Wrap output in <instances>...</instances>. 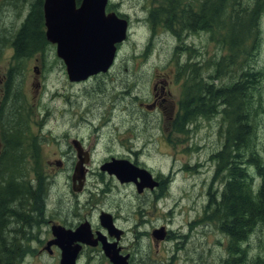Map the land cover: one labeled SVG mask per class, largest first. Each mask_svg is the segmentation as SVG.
<instances>
[{
	"label": "rangeland",
	"instance_id": "rangeland-1",
	"mask_svg": "<svg viewBox=\"0 0 264 264\" xmlns=\"http://www.w3.org/2000/svg\"><path fill=\"white\" fill-rule=\"evenodd\" d=\"M24 1L0 0V64L3 65L4 71L9 66L11 67L10 75L16 79L13 90L19 88L25 101V103L16 104V111L14 110L15 118H18L17 110H20V122L27 128L23 130L24 133L21 136L23 145L20 155L22 159L19 162L22 164V169L21 174H17L22 176V180L28 182L31 190L33 189L30 185L32 181L35 190L41 193L36 196L29 193V196H27L29 197V200L27 199L29 207L27 208L34 211V213H30L31 217L38 219L48 208L46 195L49 193L52 201L57 194L56 186L59 183H61L60 190L62 189L66 193L70 192L69 173L60 171L54 165L55 159L60 158L63 152H68L64 148L66 144L69 145L78 136L86 143L87 148L93 150L96 147V141L103 140L104 143H108L110 139H113L109 136L112 130L115 129L116 132H122V134L125 132L129 135V138L124 140L129 143L125 144L124 147L126 149L134 147L132 150L136 153L139 152L138 162L143 166L148 169L151 168L155 173L167 174L171 169L174 170V178L170 189L171 193L177 194L180 205L173 210V215H168L166 212L168 207L173 205V199H169L167 207L163 208L161 206L157 213H152L150 211L152 209L147 208L151 214L148 213L145 217L146 223L140 229L143 232L148 230L152 225L150 221L153 217V224L156 227L164 225L167 226L168 230L175 231L178 234H188V223L192 219L188 212L189 207L198 208L201 213H204L202 207L205 200L199 199L195 202L192 200L195 194L205 193L206 191V186H200L197 179L205 177L208 181L210 180V173H208L211 169L208 162L209 156L220 150L224 134L228 128L224 124L223 106L217 109L214 116L209 118L199 116L186 124L185 130H183L185 131L184 134H171L172 141L180 142L174 147L165 145L164 141H166L167 133L165 134L164 128L170 125L180 128V124L177 122V114L173 116V123H170L171 116L168 113L148 111L146 108L139 106L140 101L136 100L135 96L141 97L139 95L141 89L146 99H148L154 74L161 72V79H163L166 74L175 71V61L181 62L182 66H190H188L185 74L187 72L189 78L192 79L195 71L193 66L204 67L208 65L209 58L220 51L218 43L211 39V33H198V31L179 29L177 32H172L171 35V33L165 32L164 26L159 25V29L153 37L154 39H151V31L145 19L148 10L150 8L156 9L163 0H111L110 3L113 5V9L128 15L127 19L130 22L128 39L119 47L117 63L112 68L116 81L113 82L110 77L71 83L67 78L64 65L62 66L61 60L56 56V48L52 45L45 49L46 69L42 78L40 76L38 79L37 74L34 72V57L15 60L13 54L12 46L16 33L22 28L25 16L34 2V0ZM178 37H185L184 43L190 44L198 53H195V51L188 52L189 48L186 47H176L178 41L175 38ZM260 37L259 50L257 49L255 56L252 57L251 64L254 71L263 72V77L256 85L257 89L254 91L255 99L253 101L255 103L259 97L262 105L261 114L256 120L258 140L256 143L261 145L259 147L263 150L264 15L260 20ZM202 61L204 64H202ZM181 70H179L180 74L182 73ZM189 72L191 73L189 74ZM199 74L201 78L208 81L207 69L204 68ZM236 76L234 77L236 78ZM230 79H233V76L229 73H223L214 84L218 87L220 86L219 81L227 83L230 82ZM122 80L124 84L128 83V85L121 86ZM181 81L183 86L186 87L185 76H182ZM38 82L40 86H37ZM221 85H224V83ZM127 89H130L129 95L123 94L122 98L117 99ZM172 90L179 98L181 93L180 84L177 83L172 87ZM146 102H151V99L149 98ZM2 123V120H0V133L3 138ZM4 126L10 129L14 125L4 124ZM107 147L97 148L98 153L94 156V163L91 167L95 170V176H100L97 168L98 161L105 158L108 153L115 151L117 146L115 148ZM134 156L132 155V157ZM197 164L201 168L199 173L198 167L195 169V173H192L182 166L195 167ZM70 166L72 165L69 164L67 167ZM42 178L45 181L47 178L52 179V186L49 185L50 190L47 194L43 192L46 190L45 186L48 182L41 181ZM196 183L197 186H195ZM40 185L43 187L42 192H39ZM121 193H125L122 195L125 204L122 210L123 214L127 215L130 208L135 213L136 201L129 194L136 193L134 189H127ZM185 193H191V195L186 200H181ZM220 196L221 193H219L218 199H220ZM85 200L86 198L81 202L84 203ZM35 206L36 209L34 210ZM210 217L213 218V216ZM213 225L209 228H199L197 230L199 231L197 236L203 235L201 238L198 237L194 240L177 238L178 243L175 241V245L170 244L169 252H163V245L159 248V252H156L158 248L155 245L156 239L153 240L151 237L145 238L146 240H143L141 246L145 247L146 250H150L148 256L152 260L151 264H157L156 260L168 259L171 256L176 258L174 264H222L227 258L225 251L227 238L222 233L221 225ZM11 228L15 230L12 236H17L19 240L31 236L29 229L32 227H25L21 233L16 230L15 224ZM253 232L245 245V247L247 246L246 259L249 262L259 255H264V225L258 226ZM50 260L53 259L50 258ZM23 264H35V262L27 258Z\"/></svg>",
	"mask_w": 264,
	"mask_h": 264
},
{
	"label": "trees",
	"instance_id": "trees-1",
	"mask_svg": "<svg viewBox=\"0 0 264 264\" xmlns=\"http://www.w3.org/2000/svg\"><path fill=\"white\" fill-rule=\"evenodd\" d=\"M159 4L156 9L151 10L149 18L154 29L156 25H162L173 33L181 28L210 32L211 39L221 48L219 53L209 58L208 65L201 68L193 66L195 71L192 79L188 73H184L189 65L182 68L181 74L186 77V87L180 102L182 114L177 117L180 124L178 132H182L186 124L199 116H214L217 109L223 106L224 124L228 128L222 148L215 152L213 159L217 166L215 182L222 180L225 183L220 199L218 191L210 196L208 208L210 216H213L210 218L221 225L223 233L229 238L228 259L224 260V264H264V256L261 255L251 262L247 261L245 247L252 231L264 225V149H260L261 145L256 143V120L261 114L262 105L259 97L253 102L254 91L263 77V72L254 71L251 64L260 43V20L264 15V0H163ZM42 27V4L36 2L15 37L16 59L32 55L40 42V47L47 44ZM194 51L196 52L195 49H188V52ZM204 68L209 74L208 81L199 74ZM223 73H229L233 79L227 83L219 81L220 86L217 87L214 82ZM191 86L197 87L194 90ZM12 87L8 84L6 97L11 93L21 94L19 88L14 92ZM20 115V110H17V116ZM15 117L16 115L9 120V124L14 125L13 128L7 129L2 125L5 146L0 156V264H19L29 252L28 246L22 240L17 236L11 237L14 233L11 227L15 224L16 230L21 233L25 227L34 226L30 214L34 211L27 208V196L31 189L28 182L17 174H21L22 169L19 161L22 159L20 151L23 132L17 129L20 124ZM42 190L40 185L39 192ZM33 191L35 193L30 194H41L35 189ZM43 193H47V190Z\"/></svg>",
	"mask_w": 264,
	"mask_h": 264
},
{
	"label": "flooded vegetation",
	"instance_id": "flooded-vegetation-1",
	"mask_svg": "<svg viewBox=\"0 0 264 264\" xmlns=\"http://www.w3.org/2000/svg\"><path fill=\"white\" fill-rule=\"evenodd\" d=\"M36 2L43 5V0H36ZM111 11L112 9L109 6L107 12ZM29 13H31V11ZM12 47L14 54V42ZM40 55H43L42 58H40ZM34 61V68H36L38 79L40 76L42 78L44 70L46 69L44 52L41 51L37 53V55L34 56ZM172 73H175V76H177V71H172L161 79V72H156L150 85V93L148 94V99L150 98L152 103L146 102L148 99H146V96L140 89L139 95L141 97L137 96L138 101H140L139 106L152 112L168 113L171 118L176 114L179 115L182 113L180 102L185 87L182 81L176 80ZM10 74L11 67L9 66V68L4 71L3 65L0 64V111L5 106L3 105L5 86L8 83L14 84L16 82V79ZM110 77L113 82L116 81L112 69L108 73L95 76L88 81ZM177 83L180 84L181 91L179 98H177V94L172 90V87ZM37 84L40 85L39 82ZM122 85H128V83L124 84L122 80L121 86ZM129 93L130 89H127L122 92V96L117 97V99L122 98L123 94L128 96ZM11 107L15 109L16 104H11ZM127 109L129 111V106ZM26 129V127H20V130ZM178 131L179 128L172 126L164 128V132L165 134L167 133V135L168 133H179ZM167 135L166 141H164L165 145L176 147L180 143L167 141ZM109 137L113 139H110L108 143H104L103 140L96 141V147L92 150L87 148L86 143L77 136L74 140L78 141V143L72 141L69 145L66 144L64 148L67 149L68 152L62 151L63 153L60 158L54 160V165L59 168L60 171H67L69 173L70 192L66 193L63 192L62 189L60 190L61 183H59L56 186L57 194L53 197L52 201L49 193L46 195L47 197L45 196L46 202L49 205L48 208L45 209L38 219L32 218L34 226L29 230L31 232V238L28 240L34 252L29 254L28 258L35 262V264H65L62 263V261L65 260V256L69 258L74 257L72 260L73 264H151L152 260L148 256L150 250H146L141 244L145 238L153 237L152 232L154 230L165 228V231H162V237L160 236V238L156 239L155 245L158 247L156 252H159V248L162 245L164 247L163 252H169L168 248L170 247H167V245H175V238H185L188 240L198 239V237L201 238V236H203H197V232L199 233L197 230L199 228H209L210 226H214L213 224H217L209 220L210 210L208 208L211 194L214 195V193L218 191L215 182L217 166L213 159L215 152L212 153L208 159L211 166V169L208 171V173H210V180L208 181L205 177L197 179V182H200V186H206V191L205 193L195 194L192 200L193 202L199 199L205 200L202 207L204 213H201L198 208L189 207L188 212L192 219L188 223V234H178L175 231L168 230L167 226L164 225L156 227L153 225V217L150 221L152 222V226L143 232L140 227L145 225V217H147L148 213H157L161 206H163V208L167 207L169 199H173V205L168 207L166 211L168 215H173V210L180 205L177 194L171 193L170 189L174 178V170L171 169L167 174L162 172L155 173L154 179L157 185L154 188H145L141 193H132L136 200V212L134 213L130 208L127 215L123 214L122 210L125 204L122 197H120V199H115V197L125 194L121 192H124L128 188L133 187L136 189L135 182L123 183L114 175H110L107 170H103V166L113 160H127L139 165V153L132 150L134 147H128L127 149L124 147L125 144L129 143L124 141L129 138V135L125 134V132L122 134V132H116L115 129H113ZM77 145L81 146L79 151ZM98 147H116L115 151L108 153L105 158H101L98 161L97 168L99 169V177L97 175L95 176V170L91 168V163H94V156L98 153ZM3 148L4 144L0 133V154ZM132 155L135 156L132 157ZM80 161L85 164L87 170L86 181H84L82 185L79 182L76 184L73 183V176ZM50 164L51 162L49 165ZM69 164L72 166L68 168L67 166ZM182 166L189 172L195 173V169L199 164L195 167L189 165ZM199 172H201V168L198 167V173ZM30 185L34 186L33 182H31ZM79 185L81 189L80 193L75 190ZM197 185L196 183L195 186ZM30 193L34 192L31 191ZM190 195L191 193L183 194L181 200H186ZM80 196H82L83 199L86 198L84 203L81 202ZM147 208L152 209L150 210L151 212ZM102 213L108 215L107 225H105L104 221L101 219L100 215ZM79 228H83L84 230L82 232H77ZM13 231L15 232L14 229ZM223 234L226 236L225 233ZM226 238V242H228V236H226ZM78 239L86 242H82ZM152 239L155 240L154 238ZM129 241H131V243H129ZM50 258L53 260L51 261ZM174 262H176L175 256H171L168 259L162 258L156 260L157 264H174Z\"/></svg>",
	"mask_w": 264,
	"mask_h": 264
},
{
	"label": "water",
	"instance_id": "water-1",
	"mask_svg": "<svg viewBox=\"0 0 264 264\" xmlns=\"http://www.w3.org/2000/svg\"><path fill=\"white\" fill-rule=\"evenodd\" d=\"M108 0H45L46 36L57 45V55L67 68L70 82H81L99 73H105L114 63L117 44L127 38L128 23L115 14L106 15ZM116 174L121 182L140 177L152 185L150 175L136 170L127 162H113L103 167ZM80 175L77 170L74 178ZM81 231V230H80ZM67 261L72 263L69 257Z\"/></svg>",
	"mask_w": 264,
	"mask_h": 264
},
{
	"label": "bare ground",
	"instance_id": "bare-ground-1",
	"mask_svg": "<svg viewBox=\"0 0 264 264\" xmlns=\"http://www.w3.org/2000/svg\"><path fill=\"white\" fill-rule=\"evenodd\" d=\"M258 1V0H257ZM205 2V1H204ZM214 3V2H213ZM259 4V3H258ZM262 5V4H261ZM150 6V5H149ZM145 8V7H144ZM263 9V8H262ZM141 10V9H140ZM153 10V9H152ZM165 11V10H164ZM154 12H156V11H154ZM263 12V11H262ZM182 14V13H181ZM256 14V13H255ZM156 15V14H155ZM183 15V14H182ZM128 16V15H127ZM166 16V15H165ZM171 16V15H170ZM258 16V15H257ZM181 17V16H180ZM259 18V17H258ZM183 20V19H182ZM151 21V20H150ZM257 26V25H256ZM185 28V27H184ZM236 28V27H235ZM182 29V28H181ZM227 30V29H226ZM184 31V30H183ZM205 31H206V29H205ZM255 32V31H254ZM230 33V32H229ZM248 33V32H247ZM255 34V33H254ZM156 35V34H155ZM237 35V34H236ZM249 37V36H248ZM251 37V36H250ZM252 38V37H251ZM154 39V38H153ZM255 40V39H254ZM258 40V39H257ZM257 45V44H256ZM147 47V46H146ZM178 50V49H177ZM259 50V49H258ZM176 53V52H175ZM179 53V52H178ZM196 53V52H195ZM198 53V52H197ZM200 59V58H199ZM204 60V59H203ZM237 61V60H236ZM203 62V61H202ZM201 62V63H202ZM170 64V63H169ZM202 64H204V62L202 63ZM182 67H184V66H182ZM200 67H202V66H200ZM182 69V68H181ZM185 69V68H184ZM182 71V70H181ZM190 71V70H189ZM185 73V72H184ZM187 73V72H186ZM191 72H189V74H190ZM191 76V75H190ZM104 77V76H103ZM213 82V81H212ZM215 83V82H214ZM196 85H198V84H196ZM201 85H199V87H200ZM192 88H194V90H195V87H197V86H191ZM198 87V88H199ZM201 87H203V86H201ZM13 88V87H12ZM198 88H196L197 90H198ZM196 90V91H197ZM192 92H193V90H192ZM195 92V91H194ZM193 92V93H194ZM199 92V91H198ZM193 93H192V95H193ZM191 98V97H190ZM135 101V100H134ZM146 103V102H145ZM152 103V102H151ZM205 107H207V106H205ZM220 109V108H219ZM262 110V109H261ZM264 110V109H263ZM257 113V112H256ZM30 114V113H29ZM258 114V113H257ZM256 115V114H255ZM234 117H236V116H234ZM256 117H257V115H256ZM186 126V125H185ZM183 127V126H182ZM183 128H185V127H183ZM256 128V127H255ZM180 129V128H179ZM185 130V129H184ZM226 130V129H225ZM187 131V130H186ZM189 131V130H188ZM184 133H185V131H183ZM250 132V131H249ZM249 134H251V133H249ZM189 135V134H188ZM222 136V135H221ZM248 136H250V135H248ZM248 138V137H247ZM251 139V138H250ZM249 139V140H250ZM231 141V140H230ZM254 142V141H253ZM254 144V143H253ZM259 144V143H258ZM229 145V144H228ZM255 145V144H254ZM253 145V146H254ZM148 146V145H147ZM249 146H250V144H249ZM232 147V146H231ZM254 149V148H253ZM252 150V149H251ZM255 150V149H254ZM249 152V151H248ZM251 152V151H250ZM139 153V152H138ZM163 187V186H162ZM47 193H48V190H47ZM46 193V194H47ZM213 198H215V197H213ZM216 200V199H215ZM212 201V200H211ZM212 202H214V201H212ZM215 203V202H214ZM210 205V204H209ZM213 205V204H212ZM19 212H21V211H19ZM20 214V213H19ZM21 216V215H20ZM17 218H19V217H17ZM22 218V217H21ZM21 218H20V220H21ZM16 219V218H15ZM19 220V219H18ZM15 222H17V221H15ZM20 222V221H19ZM26 223V222H25ZM24 224V223H23ZM26 225V224H25ZM253 232V231H252ZM254 233V232H253ZM252 234V233H251ZM178 236V235H177ZM182 236V235H181ZM180 236V237H181ZM13 239V238H12ZM176 239V238H175ZM146 240V239H145ZM177 240V239H176ZM177 242V241H176ZM188 242V241H187ZM178 243V242H177ZM207 243V242H206ZM209 243V242H208ZM238 244V243H237ZM179 245V244H178ZM234 245V244H233ZM249 246V245H248ZM247 247V246H246ZM17 249V248H16ZM183 249V248H182ZM143 254V253H142ZM230 256V255H229ZM264 256V255H263ZM141 258V257H140ZM150 259V258H149ZM149 259H147V260H149ZM228 259V258H227ZM235 261H237V260H235ZM224 262V261H223ZM227 262V261H226ZM222 263V262H221ZM224 264V263H223ZM251 264V263H250Z\"/></svg>",
	"mask_w": 264,
	"mask_h": 264
}]
</instances>
